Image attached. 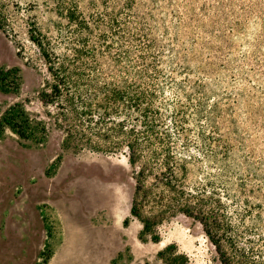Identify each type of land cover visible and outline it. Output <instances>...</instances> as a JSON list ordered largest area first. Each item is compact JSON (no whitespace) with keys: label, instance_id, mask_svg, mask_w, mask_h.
Segmentation results:
<instances>
[{"label":"rangeland","instance_id":"obj_1","mask_svg":"<svg viewBox=\"0 0 264 264\" xmlns=\"http://www.w3.org/2000/svg\"><path fill=\"white\" fill-rule=\"evenodd\" d=\"M204 1L213 7L210 15L203 16L201 24L193 22L195 33L184 28L181 34V41L198 36L199 43L189 54L193 73H172L193 94L192 102L184 94L179 95L190 105L189 120L187 131L179 134L174 146L201 156L197 166L190 164L191 183L204 178L203 173L213 172L209 177L216 192L241 232L235 242L237 250L226 243L228 251L241 264H264L262 177L248 180L246 192L239 190L238 180L233 177V190L239 197L236 200L225 193V176L217 174L225 161L221 156L226 150L224 140L232 146L233 158L242 167L244 154L256 165L258 160H264V0H233L222 7L217 0H197L190 5L200 14ZM54 2L0 0V21L4 26V30L0 29V68L17 66L21 75L18 94L0 90V114L14 102L23 101L32 116L44 119L49 126L46 141L39 144L21 143L11 131L0 138V264H165L158 251L170 243L186 252L191 264H222L201 222L181 213L159 224L160 242L140 238L142 223L130 213L136 185L134 168L124 153L63 148V132L54 126L48 109L38 99V90L48 72L28 36L34 21L45 32L54 30L53 22L61 20ZM79 2L86 12L93 9L91 0ZM175 2L182 17L187 18L179 0ZM215 5L220 8L219 13L214 12ZM173 18L167 17L169 27ZM202 24L207 29L203 30ZM161 33L155 34L167 43L169 39ZM222 34L227 38H222ZM173 36L171 31L170 37ZM175 45L180 55L187 54L183 46ZM170 54L165 53L162 65L167 72L172 71L167 65ZM174 60L182 63L179 58ZM225 60H230V64L223 65ZM192 81L205 82L206 92L195 89ZM165 89V97L175 95L173 87L165 85ZM200 99L210 110L219 103L221 134L216 130L214 133L205 117L197 116L195 107ZM220 136L224 140L218 139ZM213 150L224 161L214 162L205 156ZM229 161L232 163L233 159ZM198 167L203 170L197 171ZM255 169L261 173L264 170L259 166ZM252 188L255 193L248 191ZM247 197L249 203L244 201ZM126 217L131 219L128 226L123 223Z\"/></svg>","mask_w":264,"mask_h":264},{"label":"trees","instance_id":"obj_2","mask_svg":"<svg viewBox=\"0 0 264 264\" xmlns=\"http://www.w3.org/2000/svg\"><path fill=\"white\" fill-rule=\"evenodd\" d=\"M54 1L61 19L53 22L54 30L45 32L34 21L28 36L42 55L48 72L38 90V99L48 109L47 115L54 126L63 132V148L124 153L134 168L136 185L130 213L142 223V240L160 242L159 224L181 213L201 222L222 264H241L225 247L229 243L237 250L235 242L241 232L216 192V185L209 177L213 172L203 173L204 178L191 183L190 164L197 166L201 156L179 151L174 146L179 134L187 131L189 120L190 105L179 95L184 94L192 102L193 94L172 73L194 69L189 54L199 43L194 35L181 41L182 30L189 28L195 33L193 22L203 23V16L210 15L213 7L204 1L198 14L190 5L197 0H179L187 15L183 18L176 0H99L100 6L97 0H91L93 9L88 12L81 8L79 0ZM217 1L221 7L233 2ZM219 9L215 5L214 12L219 13ZM169 15L174 17L170 27ZM236 24L243 27L239 22ZM200 26L207 29L204 24ZM0 29L4 30L1 21ZM159 31L164 39H169L167 43L156 36ZM221 37L227 38L225 34ZM175 43L183 46L187 54L180 55ZM169 51L167 65L172 71L167 72L162 65ZM175 58L182 63L175 62ZM229 64L230 60L223 62ZM199 68H195L196 72ZM193 84L195 89L206 92L205 82L192 81ZM165 85L173 87L176 96L165 97ZM20 87L19 67L0 68L2 92L18 94ZM198 103L197 116L205 117L214 133L221 134L217 120L218 114H222L219 103L212 105V110L206 108L204 100ZM7 131L15 134L21 143L39 144L46 141L49 126L44 119L32 116L23 101H16L0 114V138ZM218 139L224 140L222 136ZM224 141L226 150L221 156L225 161L216 150L205 156L214 162L224 161L217 174L225 176L226 195L239 200L233 190V177L238 180L239 190L246 192L247 182L253 176H261L264 181V170L261 173L255 169L264 168V160H258L256 165L244 154L242 167L233 158L232 146ZM60 159L61 156L57 161ZM248 191L255 193V188ZM244 201L249 203V198ZM130 222V217L123 221L125 226ZM158 256L165 264H191L189 255L176 243L159 250Z\"/></svg>","mask_w":264,"mask_h":264}]
</instances>
